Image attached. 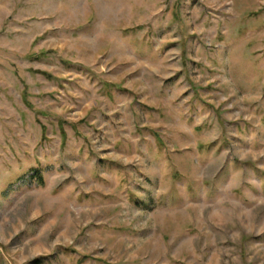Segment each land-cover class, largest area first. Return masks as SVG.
Returning a JSON list of instances; mask_svg holds the SVG:
<instances>
[{
	"label": "rangeland",
	"instance_id": "obj_1",
	"mask_svg": "<svg viewBox=\"0 0 264 264\" xmlns=\"http://www.w3.org/2000/svg\"><path fill=\"white\" fill-rule=\"evenodd\" d=\"M0 264H264V0H0Z\"/></svg>",
	"mask_w": 264,
	"mask_h": 264
},
{
	"label": "trees",
	"instance_id": "obj_2",
	"mask_svg": "<svg viewBox=\"0 0 264 264\" xmlns=\"http://www.w3.org/2000/svg\"><path fill=\"white\" fill-rule=\"evenodd\" d=\"M35 170V169H34ZM36 172H35V177H36V179L39 181V182H41V177H40V175H39V173H38V171L37 170H35ZM38 262V261H37ZM40 262V261H39Z\"/></svg>",
	"mask_w": 264,
	"mask_h": 264
}]
</instances>
